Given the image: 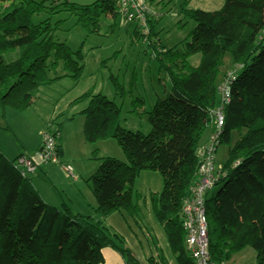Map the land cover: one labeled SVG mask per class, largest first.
<instances>
[{
    "label": "trees",
    "instance_id": "obj_1",
    "mask_svg": "<svg viewBox=\"0 0 264 264\" xmlns=\"http://www.w3.org/2000/svg\"><path fill=\"white\" fill-rule=\"evenodd\" d=\"M52 1L0 0L2 107L27 108L40 86L61 77L49 75L60 63L64 75L80 77L81 49L72 50L54 38L64 21H53L49 11L62 8L67 17L74 18V25L86 30L96 25L101 13L117 16L111 0L88 4L60 0L51 5ZM186 14L195 26L170 48L163 47L158 38V19L148 20L144 44L170 83L166 96L144 111L149 132L119 125V105L101 92H86L75 100H87L76 113L84 117L86 141L113 138L125 157L94 156L99 165L87 181L96 199L95 212L106 216L123 208L135 210L134 179L142 171H158L162 187L152 195L154 216L177 264H195L184 247L181 210L197 177L201 135L208 125L213 128L210 109L219 103L217 85L228 53L235 77L229 84V99L222 105L224 124L218 144H229L234 130L239 136L217 171L214 185L219 188L205 199L208 253L210 259L226 262L250 246L255 264H264V0H224L218 9H188ZM192 56L197 57L196 64ZM76 114L56 124L58 156L61 129ZM18 156L10 159L0 151V264H100L104 247L116 250L127 264H141L123 245V236L102 220L73 212L65 201L60 207L45 202L32 182L37 170L22 174L15 164ZM160 261L166 264L164 257ZM150 262L159 261L151 256Z\"/></svg>",
    "mask_w": 264,
    "mask_h": 264
},
{
    "label": "rangeland",
    "instance_id": "obj_2",
    "mask_svg": "<svg viewBox=\"0 0 264 264\" xmlns=\"http://www.w3.org/2000/svg\"><path fill=\"white\" fill-rule=\"evenodd\" d=\"M59 1L53 0L50 4L55 5ZM71 1L88 4L93 0ZM149 2L161 14L156 21L155 30L159 31V38L163 45L170 48L187 37L195 26L194 20L186 14L188 9L214 10L220 8L224 0H160V2L149 0ZM99 3L101 4V2ZM59 9L58 12L49 11L47 13L53 21L57 19L64 21L56 30L54 38L58 41H65L72 50L80 47L83 68L79 79L75 80L71 76L64 75L62 63H60L55 71L49 72V75L50 77L61 75V77L47 86H40L39 90H43L42 95L34 99L27 108L17 110L11 105L4 107L0 105V148L5 150L12 159L19 152L34 156L41 145L43 132L48 129L50 121L53 120L52 117H49L52 112L56 111L55 113L58 115V112L64 111L67 106H70L69 109L72 111H80L87 100L81 99L78 102L75 100L86 92H101L114 100L120 107L117 123L129 130L147 133L150 130V124L144 111L152 106L151 101L155 98L153 96L155 89L160 98H164L170 91L169 79L164 68L160 67L159 62L149 52H145L146 45L139 36L138 39H135L133 32H127L125 26H119L117 16L113 18L109 12L101 13L97 16L95 27L90 26L86 30L84 27L74 25V18L67 17L68 12L62 8ZM41 16L44 17L42 14ZM132 36L133 38H131ZM228 58L230 59V56L227 53L221 66L222 79L235 68V65L227 67ZM190 60L196 64L197 57L192 56ZM231 136L229 144L222 142L217 145L215 159L220 166L227 159L228 150L238 138L239 133L234 130ZM107 139H105L108 141L106 143L107 150L114 156L117 155L116 152L120 153L121 157L115 158L124 160V154L116 140ZM74 150L75 148L72 147V151ZM99 155L97 149L92 157ZM59 160L61 159L59 158ZM78 162V166H81L85 171L92 163L90 160H84L83 157ZM62 164L71 165L63 160L59 163H48L53 179L51 185L47 182L50 186L63 187L65 181L62 177L65 175L67 178L68 175L62 170ZM55 165L60 166L61 176L56 172ZM41 166L42 164L39 165L33 178L45 177ZM145 171L138 175L132 184V202L136 205V209L123 208L113 211L110 213L109 219L104 218V220L110 229L112 227L123 236L125 240L123 245L133 252L141 264H151V256L154 259H159L163 257L160 255L161 252L165 255L170 252L163 230L157 222L152 234L153 240H147V236L143 237L140 232L143 227L141 221L146 219L150 223V218H155L152 195L156 191L153 189L157 187L159 190L162 187V177L158 171ZM72 174L74 177L76 176L75 169H72ZM218 188V185H214L209 190L211 192L208 191L207 194L215 193ZM149 246L152 250L150 255L146 251ZM103 249L112 251L110 247ZM254 259L255 257L251 258L246 250H241L233 255V260L229 261V264H254ZM226 264L228 263L226 262Z\"/></svg>",
    "mask_w": 264,
    "mask_h": 264
},
{
    "label": "built area",
    "instance_id": "obj_3",
    "mask_svg": "<svg viewBox=\"0 0 264 264\" xmlns=\"http://www.w3.org/2000/svg\"><path fill=\"white\" fill-rule=\"evenodd\" d=\"M118 19L123 24H134L142 35V41H147L148 20L158 19L160 12L152 7L148 0H111ZM234 72L230 71L217 85L219 103L210 109L213 128L208 143L197 149L199 165L197 177L190 188L189 195L184 199L181 210V224L184 231V247L195 264H226L210 259L208 253V224L205 213V199L208 191L214 186L218 176L220 165L216 163L215 153L217 150L219 136L224 124L222 110L223 103L227 102L230 96V81ZM48 125L42 134L40 148L34 156L25 154L19 155L15 164L20 168L22 174H32L40 163H59V156L56 145L59 138V131L53 122ZM61 167L67 173L72 174V167L69 164H62Z\"/></svg>",
    "mask_w": 264,
    "mask_h": 264
},
{
    "label": "crops",
    "instance_id": "obj_4",
    "mask_svg": "<svg viewBox=\"0 0 264 264\" xmlns=\"http://www.w3.org/2000/svg\"><path fill=\"white\" fill-rule=\"evenodd\" d=\"M153 5H156V4H153ZM117 18H118V16H117ZM119 26H125L127 29V32H130V33L133 32L134 38L138 39V34L135 33L132 24L126 25V24L121 23L119 20ZM156 31H158V30H156ZM131 38H133V36ZM158 38H159V31H158ZM160 41H161V39H160ZM161 44L163 45L162 41H161ZM163 47H165V46L163 45ZM145 52H147V50H145ZM227 60H228V61H226L227 67H229V65L231 66V64H230L231 62H230L229 58ZM196 63H197V60H196ZM222 73H223V71H221V74ZM221 74H220V78H221ZM42 92H43V90L40 89L36 98H38L40 95H42ZM153 96L155 98L154 99L151 98L152 99L151 103L154 104V102L160 98L158 96L156 89L153 93ZM153 104H151V105H153ZM85 105H86V103H85ZM85 105L83 107H81L80 110L83 109L85 107ZM69 107L70 106H67L64 109V111L63 110H61V112L59 111L58 112L59 114L57 113L58 115H56V113H55L56 111H53L52 115L49 116L50 118L52 117L51 119H53L51 121L54 122V124L56 125L57 122L64 120L65 118H68L71 115L79 112L78 110L72 111L71 109H69ZM142 110H145V109L142 108ZM83 122H84L83 115L76 114L71 120H68L64 123V125L61 129V134H60V137H61V141H60L61 153L59 155V158L72 165V169H75V171H76V176L74 177V174L67 173L62 168V170L68 175L67 178L65 175H64V177H62L63 180L65 181L63 184V187L58 188L57 186H50L52 183V180H53L51 178V174H50L51 169L49 168L48 163L45 165H44V163H40L39 165L42 164L41 168L43 169V172H44L43 175L45 177H39V178L35 179V178H33L34 174L36 173L35 172L32 176V182H33L34 187L37 189V191L39 192V194L41 195V197L43 198V200L45 202L52 204L54 206L60 207L62 201H65L70 206V208L72 209L73 212L81 213L84 215H92L95 218L102 220V222L105 224L104 218L106 220L109 219L110 214L106 215V216H102L99 213L95 212L96 199H95V197L91 191V188H90V185H89V182L87 181V179L97 170L98 165H99V161L96 158L92 157V155L94 153L93 151L95 149L96 150L98 149V151L100 153L99 156H105V155L114 156V154L109 152L106 148V143L108 142L106 140H108V139H106V140L101 139L95 143H89L86 141V139L84 137V133H83ZM210 133H211V126L208 125L206 127V129L204 130L203 134L201 135V138L199 141V147L204 146L206 143H208ZM72 147L75 148L74 151H72ZM0 151L6 157L10 158L7 155V153L5 152V150H2L0 148ZM20 154H26V153L25 152L24 153L19 152L16 156H18ZM116 154L117 155L114 157H121V155L119 156L120 153L116 152ZM81 157H83L84 160H87V161L90 160V162H92L90 167L88 166L87 171H85L81 166H78L79 165L78 161ZM10 159H12V158H10ZM119 159H121V158H119ZM38 167H37V169H38ZM59 167H60L59 165H55V168L57 170L56 172L61 176V172L59 170L60 169ZM142 172H146V171H142ZM142 172H140V174ZM47 182L50 185L47 184ZM150 189H152V188H150ZM153 191L159 192L160 188L158 190L156 187L153 189ZM209 192H211V191H209ZM153 218H150V220H151L150 223L146 219L144 221H141L144 228L142 227V230H140V232H141L143 237L147 236V238H146L147 240L148 239L153 240L152 234L154 233V228L156 227V222L160 225V223L156 220V218H154V220H156L155 222L153 221ZM148 227H150V230H148ZM161 228H162L163 233L166 237L165 231H164L162 226H161ZM111 229L113 231H115L112 227H111ZM166 240H167V237H166ZM167 247H168L170 253H168L165 250L167 252V254L165 255L164 253L161 252L160 255H163L164 259L166 260V264H177V262L175 260V256L172 253V251L168 245V242H167ZM243 250H246L249 253V255L251 256V258L255 257V251L250 246H246L244 249H242V251ZM146 251H148L149 255L152 253L150 246L147 247ZM240 252H241V250H240ZM236 253H238V252H236ZM236 253H234V254H236ZM102 254H103V262H101L100 264H127L124 261V259L122 258V256L114 249H112V251H109V250L104 251V249L102 248ZM233 255L231 256L230 260L226 261L228 264H229V261L233 260ZM242 256H244V255H242ZM160 258L155 259L157 262L159 261L158 264H161ZM254 264H255V259H254Z\"/></svg>",
    "mask_w": 264,
    "mask_h": 264
}]
</instances>
